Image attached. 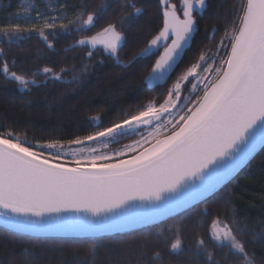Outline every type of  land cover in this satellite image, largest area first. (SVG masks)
Listing matches in <instances>:
<instances>
[{
    "label": "snow or ice",
    "instance_id": "1",
    "mask_svg": "<svg viewBox=\"0 0 264 264\" xmlns=\"http://www.w3.org/2000/svg\"><path fill=\"white\" fill-rule=\"evenodd\" d=\"M207 6V0H157L160 23L128 61L156 57L145 77L150 88L170 78L198 31L197 16ZM109 7L107 0L93 8L84 0H22V13L15 18L23 23L0 25V45L7 46H0V74L24 92L48 82H77L95 54L122 64L125 26L144 13L143 0H120L105 19ZM229 18L230 27L224 28L219 43L200 51L196 62L167 89L162 103L149 101L106 123L101 115L93 116L95 130L74 136L66 145L55 138L28 140L13 126L0 124V226L30 236L95 238L158 224L155 232L135 240L139 264L162 261L164 252H183L186 233L198 264H257L248 245L264 244V224L257 225V231L242 224L235 211L213 216L206 207L187 215L236 181L264 151V0H238L224 17L226 25ZM94 28L99 30L71 45L86 48L79 69L72 64L59 71L49 66L16 70L9 55L13 44L33 34L53 49L50 36ZM218 30L213 26L214 33ZM123 140L130 142L100 151ZM231 197L226 191L225 210L234 207ZM201 218L209 223L195 224L189 233V225ZM167 220L172 222L165 224ZM20 256L21 264H39L32 249H23ZM72 264L84 261L77 258Z\"/></svg>",
    "mask_w": 264,
    "mask_h": 264
},
{
    "label": "trees",
    "instance_id": "2",
    "mask_svg": "<svg viewBox=\"0 0 264 264\" xmlns=\"http://www.w3.org/2000/svg\"><path fill=\"white\" fill-rule=\"evenodd\" d=\"M2 10L13 13L18 0H0ZM39 3V0H34ZM47 2V0H45ZM79 3L80 0H69ZM90 8L96 7L101 0H84ZM111 5L105 19L111 18L113 11L119 6L120 0H107ZM176 3L177 0H170ZM238 0H207V8L197 16L198 31L185 49L170 78L163 86L152 88L145 82L156 57L149 56L128 61L145 47L150 33L160 21L157 18V0H143L144 13L125 26L126 41L120 50V60L106 55L95 54L89 64L88 71L81 74L80 79L72 84L48 82L43 87H32L30 91H20L14 82L5 81L0 74V124L11 125L17 133L28 140L55 138L67 143L76 135L83 136L95 129L92 127L93 116L101 115L105 123L122 111H135L149 101L161 103L167 89L176 82L191 63H195L200 51L214 48L224 28V17L231 6ZM39 6L43 7L42 4ZM138 6H140L138 4ZM2 15V14H1ZM14 22L0 16V25ZM213 26L218 31L213 32ZM98 28L83 34H61L49 37L54 44L49 49L35 34L11 46L9 55L15 58L16 70L35 71L44 66L59 71L61 67L75 64L79 69L86 59L85 47L66 49L82 35H93ZM5 47L6 45H0ZM101 61H103L101 63ZM127 65V67L123 65ZM70 79V75L68 77ZM42 79V77H38ZM226 191L232 192L231 205L225 210L223 202ZM208 208L212 215L218 211H235L242 224L259 230L257 225L264 224V151L259 152L251 164L245 168L236 181L228 183L224 189L210 195L204 204H199L195 211L187 213L195 216L201 208ZM172 221L167 220L165 224ZM209 220L201 218L190 224V233L195 224L207 225ZM158 224L143 226L136 231H124L95 238H62V237H29L12 233L0 227V264H21L20 253L23 249H32L38 254L39 264H61L62 261L72 264L80 258L84 264H139L135 240L143 234L155 232ZM251 239V236H249ZM128 242V243H126ZM130 244V247H129ZM95 245L94 251H89ZM192 241L185 236V250L179 254L164 252L162 261L153 264H198L189 251ZM249 253H255L257 264L264 260V244L259 241L248 245ZM73 253L76 255L73 256Z\"/></svg>",
    "mask_w": 264,
    "mask_h": 264
},
{
    "label": "rangeland",
    "instance_id": "3",
    "mask_svg": "<svg viewBox=\"0 0 264 264\" xmlns=\"http://www.w3.org/2000/svg\"><path fill=\"white\" fill-rule=\"evenodd\" d=\"M0 8H2V3L0 2ZM17 12H21L22 13V0H18V2H17V4H16V7H15V9H14V12L13 13H6V12H3L2 13V10H0V16L1 17H4V18H6L7 19V21L9 20V22H14V23H23V21H21V20H17L16 18H15V13H17ZM2 14V15H1ZM174 84V83H173ZM173 84L171 85V87L173 86ZM170 87V88H171ZM190 87V86H189ZM188 93H185V95H187ZM163 102V101H162ZM161 102V103H162ZM136 138H138V137H136ZM130 141H128V140H123V141H121V143L120 144H112V145H109V147L107 148V149H104V148H100V151L101 152H105V151H107V152H111V151H113L114 149H119L123 144H125V143H129ZM67 143H65V145H66ZM94 146H96V147H98L99 148V145H94ZM70 158V157H69Z\"/></svg>",
    "mask_w": 264,
    "mask_h": 264
},
{
    "label": "water",
    "instance_id": "4",
    "mask_svg": "<svg viewBox=\"0 0 264 264\" xmlns=\"http://www.w3.org/2000/svg\"><path fill=\"white\" fill-rule=\"evenodd\" d=\"M76 48H77V47H76ZM66 49L68 50V49H73V48H72L71 45H70V46H68ZM170 75H171V73H170ZM145 82H146V81H145ZM137 203H139V202H137ZM89 219H93V218H92V217H89ZM0 227L4 228L3 226H0ZM135 227H136V228H140V227H142V226L137 225V226H135ZM4 229H5V228H4ZM6 230H8V229H6ZM8 231L12 232L11 230H8ZM124 231H130V230L126 229V230H124ZM124 231H122V232H124ZM12 233H14V232H12ZM16 234L25 235V236H29V237H43V238H52V237H62V238H82V237H88L87 235L62 234V233H46V234L31 235V236H30V235H26V234H22V233H16ZM110 234H113V233H109V234H100V235H97L96 237L104 236V235H110Z\"/></svg>",
    "mask_w": 264,
    "mask_h": 264
}]
</instances>
